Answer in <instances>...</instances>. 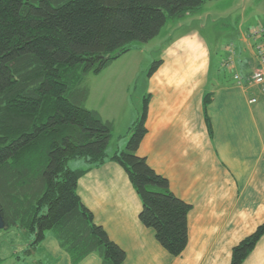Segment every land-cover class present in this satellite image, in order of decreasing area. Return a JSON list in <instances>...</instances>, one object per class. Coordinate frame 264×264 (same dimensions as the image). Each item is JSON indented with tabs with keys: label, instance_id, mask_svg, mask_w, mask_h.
<instances>
[{
	"label": "trees",
	"instance_id": "1",
	"mask_svg": "<svg viewBox=\"0 0 264 264\" xmlns=\"http://www.w3.org/2000/svg\"><path fill=\"white\" fill-rule=\"evenodd\" d=\"M209 1L0 0V214L3 230L33 237L29 253L53 232L72 264L91 254L103 264L125 262L126 252L95 223L78 192L80 178L108 160L122 166L137 192L141 223L172 256L185 251L192 206L138 154L149 97L126 147L110 157L113 124L86 107L89 92L77 90L87 74H100L133 44L154 40L169 20ZM211 101L207 95L204 111L213 136ZM77 159L87 168H70ZM263 236L264 222L232 249L230 264H243Z\"/></svg>",
	"mask_w": 264,
	"mask_h": 264
},
{
	"label": "crops",
	"instance_id": "2",
	"mask_svg": "<svg viewBox=\"0 0 264 264\" xmlns=\"http://www.w3.org/2000/svg\"><path fill=\"white\" fill-rule=\"evenodd\" d=\"M242 11L244 22L236 33L240 35L229 36L231 44L224 52L216 34H211L215 46L209 44L204 34L208 25L199 10L166 26L145 48L133 45L103 70V116L96 111L113 124L112 140L121 118L129 139L130 128L143 112L140 98L144 105L148 96V132L138 154L168 179L178 198L192 206L188 245L175 257L159 243L155 230L141 223L142 202L121 165L108 160L83 175L78 183L82 202L95 223L126 252L123 264H230L232 249L264 222V99L252 83L260 67L255 46L264 43V31L252 26L244 32L245 7ZM254 31L261 33L260 40L251 36ZM231 48L233 68L225 65ZM133 54L150 56L145 85L134 95L142 65L136 69L119 64L133 60ZM156 62L160 64L150 74ZM235 73L241 75L242 83L235 80ZM210 94L213 136L204 111ZM252 99L256 102L251 103ZM124 134L119 133L118 139ZM126 144L109 146V156ZM71 165L77 167L72 169L87 168L79 161ZM40 247L47 253L46 260L51 256L52 264H72L54 234L47 235ZM79 264H103V260L91 254ZM243 264H264V236Z\"/></svg>",
	"mask_w": 264,
	"mask_h": 264
},
{
	"label": "rangeland",
	"instance_id": "3",
	"mask_svg": "<svg viewBox=\"0 0 264 264\" xmlns=\"http://www.w3.org/2000/svg\"><path fill=\"white\" fill-rule=\"evenodd\" d=\"M244 7L247 11L245 12V17L247 15V21L244 25L243 31L246 32L249 29H252L250 28L252 26L258 31H264V0H213L204 4L201 8L202 13H204L202 21L204 24L208 25L204 34L208 38L209 44L212 47L215 46V43L213 42L214 38L211 34H216L220 41H223L220 44L221 52L225 51V47L228 43L231 44L230 35H233L234 38L240 35L236 33L239 31L240 25L244 22V12L242 11ZM193 18H195V16H193ZM179 20L180 18L176 20H169L167 27L172 26ZM214 29L216 32H213ZM146 44L147 43H139L135 47L142 46L145 48ZM232 44H235V42H232ZM140 57V54H133V56H130L133 60H122V62H119V64L135 67L136 69L139 68L140 64L142 65V71L135 81L137 90L133 92V95L134 93H138L145 85L146 76L144 73H147L148 71V68L146 69V63L149 62L150 56H144L143 58ZM77 91L89 92L88 99L85 103L86 107L92 110H98L103 116V71L97 75L92 73L87 74L83 84ZM259 92L262 93L260 98L264 99V92L261 89ZM142 100L143 99L140 98V103H142L141 110H143ZM260 103L261 101L258 104ZM124 126L125 122L121 118L117 125V131L116 134H114V139L110 144L111 149L115 148L117 144H126L128 142L129 139L126 140V135L124 134ZM119 133L124 134L121 139H118L117 137ZM130 136L131 133L128 134V138H130ZM123 146L124 145L121 146V149L124 148ZM73 161H79L85 165V161L83 159ZM73 161L69 163L70 168H77L74 165H71ZM47 235L52 236L53 232H48ZM32 240L33 237L30 234L17 228L0 230V258L3 259L1 264H52L53 260L49 262L51 256H49V259L47 258L46 260L45 257L47 256V253L42 250L40 246L34 249L32 253H29L32 249ZM42 253L43 256L40 258Z\"/></svg>",
	"mask_w": 264,
	"mask_h": 264
},
{
	"label": "built area",
	"instance_id": "4",
	"mask_svg": "<svg viewBox=\"0 0 264 264\" xmlns=\"http://www.w3.org/2000/svg\"><path fill=\"white\" fill-rule=\"evenodd\" d=\"M263 32V31H262ZM252 37H254L256 40H260L261 33L254 31L251 34ZM256 56L259 60L260 67L256 69L252 75V83L259 87L263 92H264V43L262 42H257L256 46ZM231 57L228 59L227 63L225 65L227 67L233 68L234 67V60L232 59L233 57V49L231 48L230 50ZM235 80L240 84L242 83V77L238 73L234 74ZM256 102V99H252L251 103Z\"/></svg>",
	"mask_w": 264,
	"mask_h": 264
},
{
	"label": "water",
	"instance_id": "5",
	"mask_svg": "<svg viewBox=\"0 0 264 264\" xmlns=\"http://www.w3.org/2000/svg\"><path fill=\"white\" fill-rule=\"evenodd\" d=\"M4 228H5V221L2 215L0 214V230H3Z\"/></svg>",
	"mask_w": 264,
	"mask_h": 264
}]
</instances>
